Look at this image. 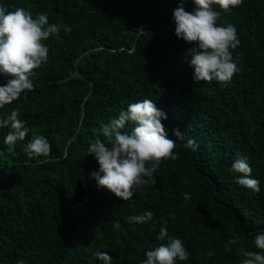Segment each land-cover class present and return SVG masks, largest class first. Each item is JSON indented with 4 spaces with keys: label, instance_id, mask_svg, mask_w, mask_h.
<instances>
[{
    "label": "trees",
    "instance_id": "obj_1",
    "mask_svg": "<svg viewBox=\"0 0 264 264\" xmlns=\"http://www.w3.org/2000/svg\"><path fill=\"white\" fill-rule=\"evenodd\" d=\"M181 0H0L35 18L46 14L58 34L42 41L48 59L31 77L34 90L0 108H19L28 136L8 150L0 128V264H143L161 226L189 254L176 264H242L239 250L259 251L264 231V0L220 11L218 26L234 25L241 43L230 49L239 71L227 84L196 82L185 43L175 35ZM185 11L194 9L184 0ZM238 58V59H237ZM6 79L0 77V85ZM150 99L166 113L178 158L162 162L154 183L127 201L99 188V165L88 149L101 124L134 102ZM131 123L122 131H130ZM33 134L51 144L47 156L25 151ZM195 141V150L186 147ZM245 157L260 192L238 185L232 163ZM102 175V174H101ZM191 197L185 202L184 194ZM145 211L153 219L128 223ZM118 221L120 230L113 222ZM154 226V227H153ZM232 238L236 245L225 244ZM167 242V238L164 241ZM213 252L211 257L207 256Z\"/></svg>",
    "mask_w": 264,
    "mask_h": 264
},
{
    "label": "clouds",
    "instance_id": "obj_2",
    "mask_svg": "<svg viewBox=\"0 0 264 264\" xmlns=\"http://www.w3.org/2000/svg\"><path fill=\"white\" fill-rule=\"evenodd\" d=\"M192 3L194 9L188 12L185 11L184 0H181L180 6L173 11V19L177 38L195 45L187 50L191 57L188 63L194 69L193 79L197 83L215 80L227 84L239 71L230 49H236L241 41L234 25H217L221 12L214 10L213 6L228 12L240 6L243 0H192ZM62 27L70 31L65 26L49 24L46 14L34 18L30 11L22 7L9 11L0 6V77L6 79V83L0 85V108L18 100L25 90H34L31 77L47 62L49 53L42 41L58 34ZM19 115L20 110L16 108L6 118H0V128L10 127L4 139L9 151L29 133ZM165 119L166 113L155 102L144 99L129 104L118 118L101 124L99 131L107 144L97 139L88 149L89 155H93L99 165L98 171L91 172L99 188H106L117 198L127 201L136 189L155 182L154 173L162 162L178 158L174 150L177 141H184L185 137L178 129H173L176 139H169L168 131L162 124ZM128 123L132 124L131 130L122 131ZM185 146L195 150V141L188 139ZM25 151L30 158L47 156L51 152V144L45 136L33 134ZM231 171L240 174L235 179L238 185L260 192V182L251 177L252 169L247 158L238 157L232 163ZM190 199L185 193V202ZM152 219L153 213L145 211L129 216L127 222L145 224ZM113 226L116 230L121 228L118 221H114ZM156 239L162 243L146 252L143 264H176L177 260L189 258L181 239L169 236L167 227H160ZM238 242V239L232 238L224 247L231 251L229 245ZM254 245L259 251L239 250L242 264H264V231L255 235ZM212 255V251L207 253L208 257ZM94 256L104 264H111L112 257L107 252H96ZM18 264H23V261H18Z\"/></svg>",
    "mask_w": 264,
    "mask_h": 264
}]
</instances>
